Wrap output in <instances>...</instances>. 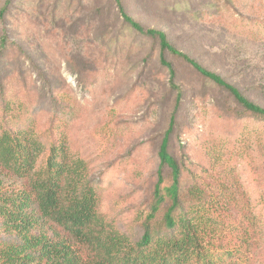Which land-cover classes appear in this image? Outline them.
Masks as SVG:
<instances>
[{"label":"rangeland","instance_id":"rangeland-1","mask_svg":"<svg viewBox=\"0 0 264 264\" xmlns=\"http://www.w3.org/2000/svg\"><path fill=\"white\" fill-rule=\"evenodd\" d=\"M5 1L0 0V9ZM120 2L145 29L164 31L176 49L264 107V0ZM8 7L0 18V84L6 81L22 104L28 98L37 102L36 138L45 137L54 115L67 121L71 157L83 160L89 178L102 186L101 209L123 231L141 234L171 114L176 157L178 141L197 157L201 146L195 135L232 132L239 122L236 150L247 147L260 161L255 139L264 142V124L246 112L237 118L240 105L225 90L182 58L164 53L181 93L174 111L176 90L160 62L157 40L125 25L113 0H11ZM48 81L57 82L53 90L59 95H68L62 114L48 103ZM234 165L255 218L251 264H264V167L256 171L238 157ZM20 182L0 168V195Z\"/></svg>","mask_w":264,"mask_h":264},{"label":"trees","instance_id":"trees-1","mask_svg":"<svg viewBox=\"0 0 264 264\" xmlns=\"http://www.w3.org/2000/svg\"><path fill=\"white\" fill-rule=\"evenodd\" d=\"M113 1L125 25L157 40L160 62L176 90L174 111L181 93L173 85L174 71L164 53L182 58L203 79L225 90L240 105L237 118L246 112L264 124L263 106L176 49L164 31L145 29L125 12L120 0ZM10 2L6 0L0 9V18ZM51 85L48 81V103L62 114L68 95L53 90L57 82ZM0 88V168L21 180L0 195L2 264L16 260L17 264H251L257 247L255 218L234 164L238 157L260 171L264 142L255 139L259 162L249 148L236 150L239 122L232 132L227 128L218 136L211 131L195 135L201 146L197 157L178 141L176 157L170 139L176 120L174 113L170 115L157 153L156 181L136 238L101 209L102 186L89 178L84 161L74 160L69 153L67 121L54 115L40 140L35 136L37 102L30 103L28 98L22 104L18 96L11 95L6 81ZM3 235L17 241H3Z\"/></svg>","mask_w":264,"mask_h":264}]
</instances>
